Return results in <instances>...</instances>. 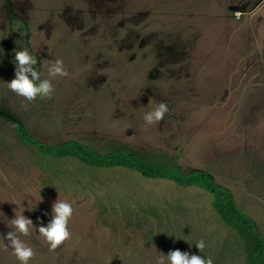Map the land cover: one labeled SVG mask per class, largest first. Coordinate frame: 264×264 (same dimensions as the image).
Listing matches in <instances>:
<instances>
[{
	"label": "rangeland",
	"instance_id": "obj_1",
	"mask_svg": "<svg viewBox=\"0 0 264 264\" xmlns=\"http://www.w3.org/2000/svg\"><path fill=\"white\" fill-rule=\"evenodd\" d=\"M14 49L37 59L42 79L56 59L69 75L25 105L7 87ZM160 101L169 111L147 125ZM71 139L208 171L264 237V0H0V236L20 202L38 228L57 199L72 204L71 236L49 250L33 228L21 237L29 264H156L176 249L243 264L207 190L72 159L55 168L37 151ZM0 264H18L11 249L0 247Z\"/></svg>",
	"mask_w": 264,
	"mask_h": 264
},
{
	"label": "trees",
	"instance_id": "obj_2",
	"mask_svg": "<svg viewBox=\"0 0 264 264\" xmlns=\"http://www.w3.org/2000/svg\"><path fill=\"white\" fill-rule=\"evenodd\" d=\"M171 42L170 38L166 46L171 45ZM163 51L164 54L165 49ZM157 55L159 56L160 52ZM14 125L19 127L17 121ZM19 134L24 141H32L23 129ZM36 146L40 154L45 158L53 159V163L56 162L55 168L58 167L57 164L60 161L72 159L92 170H129L148 178L171 180L180 185L196 186L207 190L212 196L211 205L216 214L227 228L235 231L242 241L243 264H264V237L259 233L256 223L238 208L233 193L228 188L217 184L208 171L195 169L183 172L177 165L146 158L125 149H114L101 153L93 146L74 139L49 147L40 143H36ZM55 170L61 174L59 169ZM61 175L60 177L63 176ZM76 176L79 177L78 174ZM65 181H67L66 178Z\"/></svg>",
	"mask_w": 264,
	"mask_h": 264
},
{
	"label": "clouds",
	"instance_id": "obj_3",
	"mask_svg": "<svg viewBox=\"0 0 264 264\" xmlns=\"http://www.w3.org/2000/svg\"><path fill=\"white\" fill-rule=\"evenodd\" d=\"M13 51L15 55L11 63L16 68L13 73L15 79L7 82V87L16 97L21 98L25 105L38 97L50 98L54 92L52 79L69 75L63 60L56 59L50 61L47 65L48 78L42 79L41 72L37 71L38 61L29 51L18 49ZM168 111L167 103L160 101L155 103L154 107L144 114L143 119L147 125H152L163 120ZM41 201L42 198L40 197L39 201L31 208L27 207V210H35ZM19 209L18 213L14 212V218L8 219L7 227L10 230L0 236V247L5 250L11 249V254L15 256L18 264H29L35 255L33 247L21 239L22 236H29L33 228L44 239L49 250H55L65 240L70 238L71 233L68 229V223L73 214V207L70 202L56 199L51 205V219L46 224L41 222L38 228L34 226L32 219L22 214L25 208L21 202L19 203ZM44 215L46 216L48 213L45 212ZM194 243L199 252H202L206 246L203 239ZM159 253L156 264H213L211 257L205 258L204 256L190 254L188 251L182 252L179 249L170 250L167 254Z\"/></svg>",
	"mask_w": 264,
	"mask_h": 264
}]
</instances>
